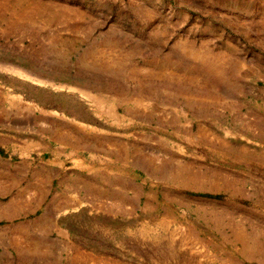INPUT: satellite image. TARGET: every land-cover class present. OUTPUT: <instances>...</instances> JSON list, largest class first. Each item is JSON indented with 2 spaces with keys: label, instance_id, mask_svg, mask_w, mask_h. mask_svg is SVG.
<instances>
[{
  "label": "rangeland",
  "instance_id": "rangeland-1",
  "mask_svg": "<svg viewBox=\"0 0 264 264\" xmlns=\"http://www.w3.org/2000/svg\"><path fill=\"white\" fill-rule=\"evenodd\" d=\"M0 264H264V0H0Z\"/></svg>",
  "mask_w": 264,
  "mask_h": 264
},
{
  "label": "bare ground",
  "instance_id": "bare-ground-1",
  "mask_svg": "<svg viewBox=\"0 0 264 264\" xmlns=\"http://www.w3.org/2000/svg\"><path fill=\"white\" fill-rule=\"evenodd\" d=\"M195 52H196V51H195ZM195 52L193 53V54H195V55H196V53H199L198 50H197L196 53H195ZM206 53H207V52H206ZM199 54H202V53H199ZM199 54H198V55H199ZM206 55H207V54H206ZM199 56H200V55H199ZM201 56H203V55H201ZM207 56H208V55H207ZM212 56H214V55H211V57H212ZM195 58H196V57H195ZM202 58H204V56H203ZM217 58H219V57H217ZM217 58L214 57L213 60H216V61H217ZM219 59H220V58H219ZM213 60H210V61L207 60V61L210 62V63H208L207 61H206V62L204 61V62H205V64H207L208 66H211V67H212V66L214 65V63L216 62V61L214 62ZM200 61H201V60H200ZM211 61H213L214 63H211ZM202 62H203V61H202ZM218 62H219V61H218ZM217 65H218V64H216L215 66H217ZM209 68H210V67H209ZM220 69H221V68H220ZM219 71H220V70H219ZM112 105H113V104H112ZM112 109H113V108H112ZM110 111H111V110H110ZM115 111H116V110H115ZM111 112H112V111H111ZM114 113L117 114V112H114V111H113V114H114ZM110 114H111V113H110Z\"/></svg>",
  "mask_w": 264,
  "mask_h": 264
},
{
  "label": "crops",
  "instance_id": "crops-1",
  "mask_svg": "<svg viewBox=\"0 0 264 264\" xmlns=\"http://www.w3.org/2000/svg\"><path fill=\"white\" fill-rule=\"evenodd\" d=\"M37 186H39V188L42 189L43 183L41 179H39V182H37Z\"/></svg>",
  "mask_w": 264,
  "mask_h": 264
}]
</instances>
